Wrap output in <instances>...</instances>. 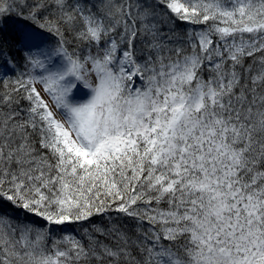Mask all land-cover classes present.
<instances>
[{
	"label": "snow or ice",
	"instance_id": "obj_1",
	"mask_svg": "<svg viewBox=\"0 0 264 264\" xmlns=\"http://www.w3.org/2000/svg\"><path fill=\"white\" fill-rule=\"evenodd\" d=\"M0 264H264V0H0Z\"/></svg>",
	"mask_w": 264,
	"mask_h": 264
}]
</instances>
